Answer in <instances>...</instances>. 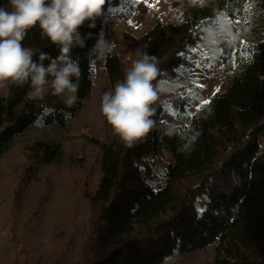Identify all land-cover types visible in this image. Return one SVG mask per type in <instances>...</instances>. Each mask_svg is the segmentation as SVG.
Instances as JSON below:
<instances>
[{"label":"trees","instance_id":"obj_1","mask_svg":"<svg viewBox=\"0 0 264 264\" xmlns=\"http://www.w3.org/2000/svg\"><path fill=\"white\" fill-rule=\"evenodd\" d=\"M246 1L226 0L225 6L219 0L214 6L200 7L180 0L174 8L181 12L182 21H158L143 35L125 33L124 39L139 53L155 57L159 75L154 84L171 81L185 64L181 54L195 44L200 29L215 25L221 12L232 19L240 16ZM119 4L120 0H106L101 15L78 29L83 46L74 45L69 53L81 69L78 100L72 107L52 94L50 85L39 99L29 95L27 83L0 87V155L37 120L44 127H63L78 117L92 90L91 55L108 10ZM0 7L10 10L9 0H0ZM252 13L251 40L242 47L239 67L187 126L186 130L199 133L190 154L177 150L185 142L179 132L166 134L168 126L160 122V94L154 103L155 126L143 142L127 147L105 118L108 139H87L101 148V177L88 197L91 215L81 264H161L175 250L186 254L210 245H215L213 264H264V0L255 1ZM21 43L39 50L32 57L34 62L39 52L47 53L45 66L60 55L59 47L42 36L38 25ZM220 46L226 54L233 50L226 43ZM129 62L117 46L107 51L106 92L123 81L132 66ZM26 151L24 184L38 168L57 164L63 156L61 143L53 139L35 140ZM164 153L170 156L166 181L155 189L151 162ZM202 196L203 213L198 211Z\"/></svg>","mask_w":264,"mask_h":264},{"label":"rangeland","instance_id":"obj_2","mask_svg":"<svg viewBox=\"0 0 264 264\" xmlns=\"http://www.w3.org/2000/svg\"><path fill=\"white\" fill-rule=\"evenodd\" d=\"M179 1L120 0L117 7L110 8L90 58L91 94L78 117L67 120L63 127H44L37 120L0 155V264H81L91 215L88 197L96 191L101 177V148L87 139L105 142L110 136L101 113L106 92L105 55L109 46H117L124 58L131 57V65L132 60L139 58V50L124 39V34L138 37L158 21L166 24L182 21L181 12L174 8ZM218 1L207 0L206 6H214ZM222 1L227 6L226 0ZM255 1L247 0L241 15L233 19L221 12L222 20L232 22L227 23L236 37L232 43L222 41L216 52L210 51L203 43L204 30L210 26L202 27L195 44L182 53L185 64L177 69L175 79L159 82L176 85L174 92L160 94L163 103L160 122L165 126L175 125L179 133L185 132L192 116L205 107L203 101H209L227 84L239 67L243 45L251 40L249 27ZM222 43L232 45V52L224 53ZM45 87L48 90L49 85ZM46 139L61 143L62 159L38 168L24 184L26 148L35 140ZM261 146L264 150V137ZM169 157L164 153L152 159L155 189L165 185ZM204 203L202 196L198 209H203ZM214 247L186 254L175 250L161 264H213Z\"/></svg>","mask_w":264,"mask_h":264},{"label":"clouds","instance_id":"obj_3","mask_svg":"<svg viewBox=\"0 0 264 264\" xmlns=\"http://www.w3.org/2000/svg\"><path fill=\"white\" fill-rule=\"evenodd\" d=\"M104 3L105 0H9L10 10L0 7V87L27 83L31 97L43 98L47 92L45 86L50 85L52 94L72 107L78 100L81 69L69 53L74 45L83 46L78 29L86 21L99 17ZM190 4L204 7L207 0H190ZM37 25L42 36L59 47L60 55L47 66L43 64L47 53L39 52L38 62H34L32 57L39 50L21 43L27 32ZM235 39L227 22L219 18L215 26L204 30L203 43L212 52L217 51L216 46L222 41L232 43ZM137 55L139 59L132 60L123 81H118L113 91L105 92L101 101V113L107 124L129 148L143 142L153 130L154 103L159 94L176 89L175 83L154 84L159 75L155 57L147 53ZM177 132L176 126L170 125L166 134L171 137ZM198 135L190 130L180 133L185 142L177 150L190 154Z\"/></svg>","mask_w":264,"mask_h":264},{"label":"snow or ice","instance_id":"obj_4","mask_svg":"<svg viewBox=\"0 0 264 264\" xmlns=\"http://www.w3.org/2000/svg\"><path fill=\"white\" fill-rule=\"evenodd\" d=\"M105 2H106V0H105ZM134 2H136V3H138L139 2V0H134ZM105 4V3H104ZM228 24H231L232 22L231 21H226ZM236 23H239V21H237ZM182 55V54H181ZM243 55H245L246 57L248 56V53L247 52H245V53H243ZM209 67H210V65H208ZM218 91V90H217ZM214 95H215V93H214ZM208 103H210V101H203V104H208ZM198 211L199 212H201V213H203L205 210L204 209H198Z\"/></svg>","mask_w":264,"mask_h":264}]
</instances>
